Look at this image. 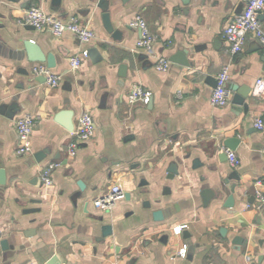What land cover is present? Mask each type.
I'll list each match as a JSON object with an SVG mask.
<instances>
[{
  "label": "crops",
  "instance_id": "0c3cea01",
  "mask_svg": "<svg viewBox=\"0 0 264 264\" xmlns=\"http://www.w3.org/2000/svg\"><path fill=\"white\" fill-rule=\"evenodd\" d=\"M98 1L0 0V98L17 107L0 109V170L7 178L0 187V264H264V202L256 195L264 194V134L254 128L256 118L264 119V96L253 95L264 78V49L249 35L243 52L232 55L224 37L248 0H110L117 39L106 30ZM33 7L66 22L77 18L95 38L83 44L71 33L31 31L25 16ZM138 16L155 38L151 56L137 47L141 32L131 22ZM260 20L264 25V12ZM26 40L55 57L50 70L62 77L58 87L38 81L44 76L34 68L47 64L28 61ZM85 50L89 58L72 69L71 59ZM183 50L191 67L155 69L159 58ZM225 67L229 103L215 107L211 97ZM134 86L152 92L148 105L129 104ZM246 90L247 111L233 101ZM64 111L72 113L71 130L57 121ZM84 114L92 116L95 134L71 156ZM26 116L36 123L32 153L20 155L16 121ZM234 137L241 140L233 151L236 169L223 157L225 141ZM50 164L57 167L47 187L41 172ZM173 164L178 173L169 179ZM232 170L242 183L230 208L227 197L211 193ZM118 184L129 199L111 211L97 208L94 202ZM156 211L163 212L159 221ZM105 225L113 234L103 244ZM236 237L244 238L240 250Z\"/></svg>",
  "mask_w": 264,
  "mask_h": 264
},
{
  "label": "built area",
  "instance_id": "2783aa9c",
  "mask_svg": "<svg viewBox=\"0 0 264 264\" xmlns=\"http://www.w3.org/2000/svg\"><path fill=\"white\" fill-rule=\"evenodd\" d=\"M264 12V0H248L246 7L242 14L236 16L234 20L226 27L224 37L229 45L232 55H237L245 49L247 38L249 35L254 36L257 42L264 49V25L260 20V15ZM25 24L34 27L37 30H50L55 37H61L66 33L73 34L81 43L89 44L94 38V31L88 26L82 24L77 18H72L70 21H64L60 17L49 15L39 7H33L26 12ZM131 26L138 28L141 32V38L137 43L139 50L151 56L154 53L155 38L151 33L147 22L142 17H136ZM82 58H89V52L83 51L79 57L71 59V67L77 70L81 67ZM172 62L167 58H159L155 63V69L159 72H166L169 70ZM34 74L37 76H44L47 84L56 88L59 86L62 77L52 74L47 66H36ZM229 68L225 67L217 76V87L215 88L211 104L215 107H225L229 103ZM253 95L264 96V78H259L256 81ZM152 100V92L144 89L141 86H134L128 94V102L131 105L144 104L148 105ZM35 119L31 116L20 118L16 121V129L19 138L18 154L28 155L32 153V136L35 130ZM254 128L264 134V119L262 117L256 118ZM95 134V123L90 114H84L79 119L77 140L71 143L69 154L75 156L81 144L88 143L92 140ZM227 157L232 168L236 169L240 162L235 152L227 150ZM57 166L50 164L41 172V180L47 187L53 185L52 174ZM257 187H262V182H257ZM257 198L260 202H264V194L258 190ZM126 193L123 187L118 184L112 186L109 191L101 198L94 202V205L103 210L111 211L115 205L124 200ZM187 226L183 225L175 228V233L181 235ZM181 257H186V247L179 252ZM117 264V263H113Z\"/></svg>",
  "mask_w": 264,
  "mask_h": 264
},
{
  "label": "water",
  "instance_id": "95a60500",
  "mask_svg": "<svg viewBox=\"0 0 264 264\" xmlns=\"http://www.w3.org/2000/svg\"><path fill=\"white\" fill-rule=\"evenodd\" d=\"M185 2H187V0H184ZM53 3L55 5H60L61 4V0H53ZM110 5L111 2L110 0H99L98 1V8H100L103 12V21H104V25L106 30L110 33L113 34V38L117 39L120 36V32L118 30H115L112 22H111V16H110ZM31 31H34L35 28L34 27H30ZM24 46V51L27 55L28 61L31 63H46L47 67L49 69H53L56 66V60L55 57L52 54H49L48 56H45L39 46L33 41V40H26L23 43ZM96 50H91L90 51V56H92V53L95 54ZM188 54L189 51L183 50L181 51V53H177L174 56H172L170 58V61L172 63L175 64H179L182 65L184 67H191L192 63L188 60ZM120 75L122 77H126L127 76V66L126 65H122L120 67ZM39 82H46V78L42 77L40 79H38ZM235 90V89H234ZM251 96V90H246V91H239L238 95H236L234 97V104H237L239 106H242L245 111L248 110L249 105L247 104V100L250 98ZM5 108H9V110H16L17 107L12 105L10 107H7L6 104L2 103V100L0 98V109L1 111H4ZM71 118H72V113L69 111H64L61 112L58 116H57V121L61 124H63L68 130L73 129V123L71 122ZM241 140L238 137H234V138H229L225 141L224 146L226 149L231 150V151H235L238 146L240 145ZM42 154H37L35 157L37 159V161L39 162L40 159L42 158ZM223 157L227 158L226 154H223ZM169 172L171 173L169 175V179H173L174 175H176L178 173V171L175 168V164H173L169 170ZM242 183V177L241 175L236 171V170H232L229 171L227 174V178H225L223 180V182L220 184V187L214 192L211 193L212 196L214 197V199L216 200H223L225 197H227V202H226V207H230L233 208L234 207V195L236 193V190L238 188V186ZM7 185V178L5 175V172L3 170H0V187H6ZM79 186L81 188V190L84 189V185L82 182H79ZM206 194H208L206 192ZM129 194H126V198L129 199ZM254 200V198H252ZM207 202V200L205 199V203ZM257 206H260V204H257ZM163 216V212L162 211H156L153 214L154 220L155 221H159L162 219ZM226 230H222V233H225ZM102 233H103V244L106 243V239L111 237L113 234V230H112V226L110 225H105L102 228ZM189 238V235L185 234L183 235V239H187ZM244 242V238L242 237H236L233 240V244L236 246L237 250H240V247L242 246ZM2 247H7L6 242L2 243ZM189 260H191V257L188 258Z\"/></svg>",
  "mask_w": 264,
  "mask_h": 264
}]
</instances>
